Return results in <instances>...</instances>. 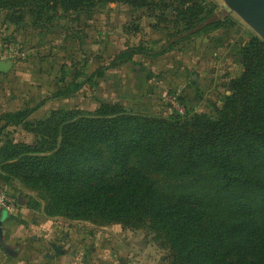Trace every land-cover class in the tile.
Wrapping results in <instances>:
<instances>
[{
	"label": "trees",
	"instance_id": "obj_1",
	"mask_svg": "<svg viewBox=\"0 0 264 264\" xmlns=\"http://www.w3.org/2000/svg\"><path fill=\"white\" fill-rule=\"evenodd\" d=\"M94 1L0 0V8L36 3L41 20L45 9L61 3L87 20L98 12L90 6ZM208 25L192 33H208ZM214 27L227 29L221 23ZM173 46L153 51L126 45L85 80L134 63L137 54L157 57ZM242 54L244 70L232 80V93L215 119L197 114L183 123L179 116L134 111L109 100H100L95 109L75 105L30 118L51 98L74 97L84 81L3 113L0 133L22 126L34 141L6 134L0 184L10 194L9 183L16 179L41 191L47 199L44 213L51 217L149 224L169 249L172 264H264V40L253 38ZM150 170L173 179V192L163 191L146 173ZM110 173L119 176L114 188L106 180Z\"/></svg>",
	"mask_w": 264,
	"mask_h": 264
},
{
	"label": "rangeland",
	"instance_id": "obj_2",
	"mask_svg": "<svg viewBox=\"0 0 264 264\" xmlns=\"http://www.w3.org/2000/svg\"><path fill=\"white\" fill-rule=\"evenodd\" d=\"M223 3L224 0H95L90 6L98 12L87 20L79 18L73 14L75 11L61 3L56 8L45 9L40 14L41 20L37 14L39 4L25 2L19 7H2L0 52L13 47L22 55L10 57L16 60L18 67L0 77V98L10 104L2 106L0 113L35 105L72 85L73 81L85 83L74 97L51 98L30 118H44L55 108L77 105L95 109L100 100L116 101L121 96L111 90L107 81L118 71L109 69L107 76L95 77L94 81H86L87 76L97 67L109 64L124 44L143 45L158 51L173 42L174 46L159 58L149 53L137 54L134 63L125 68L127 71L122 67L126 76L121 75L119 91L123 89L128 94L126 99L122 98L124 103L134 111L179 116L183 123H191L197 114L215 119L226 95L232 93V80L244 70L243 47L253 38L264 40V32L253 28L237 12L226 11ZM29 8L35 14H31ZM18 16L23 18L15 22ZM206 23H209L210 32L203 35L192 33ZM217 23L227 25V29L215 28ZM114 33L118 39L112 41ZM155 33L158 36L153 39ZM149 67L156 70L153 74L157 77L177 78L179 83L153 97L146 91L141 97L131 96L135 82L147 79L152 72L147 69ZM8 133L18 140L34 141L32 134L22 126H10L0 133V144ZM146 173L158 180L163 191L173 192L170 183L174 180L166 173L154 170ZM106 178L109 186L114 188L119 176L110 173ZM9 187L18 202L29 197L32 203L39 204L40 209L47 203L41 191L26 188L17 179L9 183ZM2 216L5 218L7 213L3 212ZM55 217L57 220L66 219L64 222L69 224L63 225L74 230V239L70 242L73 250L77 252L84 248L83 261L79 264L90 262L94 256L101 261L112 258V264H172L169 249L149 224L104 223L67 218L61 214Z\"/></svg>",
	"mask_w": 264,
	"mask_h": 264
},
{
	"label": "crops",
	"instance_id": "obj_3",
	"mask_svg": "<svg viewBox=\"0 0 264 264\" xmlns=\"http://www.w3.org/2000/svg\"><path fill=\"white\" fill-rule=\"evenodd\" d=\"M157 36V33H155L153 35V39H155L154 37L157 38ZM117 37L118 35L114 33V35L111 36L112 41L118 39ZM124 46L126 45L124 44ZM2 55L3 52H0V62L4 60H12L13 63L10 70L7 72L0 71V77L5 76L11 70L18 67V64L14 58H6ZM159 57L161 56H157V58ZM127 65H129V63L117 68H113L112 70L118 71L116 73H119V75L114 73L115 76L109 78L107 81L109 82V85H111V90L116 91V93L121 96V100L118 98L116 101H121L123 103L125 101L122 98L126 99L128 94H126L123 89L122 92L119 90L122 82L121 75L126 76L124 71L128 70L125 69L127 68ZM122 67L125 69L124 71L121 70ZM147 69L151 68L149 67ZM151 70L152 72L156 71L154 68ZM107 75L108 74H106V76ZM147 77V79L145 78L135 82V93L133 92L131 96L141 97L146 91L148 92V96L153 97L156 93H160V91L163 92L165 88L175 85L177 82L179 83L177 78L172 80V77H167V79H164L159 78L156 75L153 76L149 74ZM124 80H126V78H124L123 81ZM8 105L10 104L3 102L2 98H0V111L2 110V106L7 107ZM13 111L17 110L9 109L4 112L2 111L0 116L5 112ZM9 127L10 126H8V128ZM12 194L14 195V193ZM33 204L34 203L29 200V197L28 199L21 198L15 210L8 212L7 216L3 219L2 225L4 228L6 241L19 249V255L14 257L7 254L0 245V264H79L81 261H83L85 250L83 247H81L82 249H79L77 252L73 250L74 247L70 242H72L74 239V230L71 227L66 228L63 225L65 224L67 226L69 224L68 222H64L67 220H57L56 217L54 218L48 216L44 213L43 208L40 209L39 207H36L37 205ZM2 213L3 212L0 213V222L3 218ZM55 245L60 248V252L56 250ZM98 258L94 256L90 262H83V264H112L113 262L112 258H108L106 260L103 259L102 261Z\"/></svg>",
	"mask_w": 264,
	"mask_h": 264
},
{
	"label": "water",
	"instance_id": "obj_4",
	"mask_svg": "<svg viewBox=\"0 0 264 264\" xmlns=\"http://www.w3.org/2000/svg\"><path fill=\"white\" fill-rule=\"evenodd\" d=\"M223 7L228 12H237L253 28L264 32V0H224ZM12 63V60L1 61L0 71L7 72L10 70ZM3 212L8 213L7 210H4ZM3 219L4 218H2L0 222V245L7 254L17 257L19 255V249L6 241L2 225ZM55 248L60 252L58 246L55 245Z\"/></svg>",
	"mask_w": 264,
	"mask_h": 264
},
{
	"label": "built area",
	"instance_id": "obj_5",
	"mask_svg": "<svg viewBox=\"0 0 264 264\" xmlns=\"http://www.w3.org/2000/svg\"><path fill=\"white\" fill-rule=\"evenodd\" d=\"M22 54L18 49L9 47L3 51V57H20ZM18 206V201L13 194H10L1 184H0V213L4 210L8 212L15 210Z\"/></svg>",
	"mask_w": 264,
	"mask_h": 264
}]
</instances>
